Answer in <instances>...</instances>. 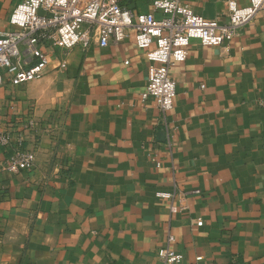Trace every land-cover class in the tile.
<instances>
[{"label":"crops","instance_id":"obj_1","mask_svg":"<svg viewBox=\"0 0 264 264\" xmlns=\"http://www.w3.org/2000/svg\"><path fill=\"white\" fill-rule=\"evenodd\" d=\"M21 1L0 0V36ZM226 1L189 4L226 23ZM47 51L43 79L0 87V130L17 141L19 118L39 122L33 168L7 171L14 145L0 147V264H163L169 236L184 263L264 264L263 14L191 45L167 114L141 98L150 62L133 39Z\"/></svg>","mask_w":264,"mask_h":264},{"label":"built area","instance_id":"obj_2","mask_svg":"<svg viewBox=\"0 0 264 264\" xmlns=\"http://www.w3.org/2000/svg\"><path fill=\"white\" fill-rule=\"evenodd\" d=\"M129 1L133 0H22L10 16L12 29L0 36V87L5 82L18 87L43 79L50 63L49 45L71 50L97 43L107 48L133 39L137 49L147 52L150 62L148 84L141 98H153L160 111L167 114L177 97L171 70L186 62L191 45L196 42L203 47H218L229 43L244 26L264 15V0H251L247 7L227 0L226 23L195 14L190 0H150L152 10L148 12L129 7ZM14 126L17 141L12 131L0 130V147L14 145L6 170L18 173L35 164L36 154L24 142L27 134L39 128V122L29 113ZM158 196L172 199L167 193ZM171 210L175 212V207ZM174 242V236H169L166 247L160 250L163 264L202 261L198 258L195 263H184V257L171 247Z\"/></svg>","mask_w":264,"mask_h":264},{"label":"rangeland","instance_id":"obj_3","mask_svg":"<svg viewBox=\"0 0 264 264\" xmlns=\"http://www.w3.org/2000/svg\"><path fill=\"white\" fill-rule=\"evenodd\" d=\"M129 7L134 8L137 11L148 12L151 8L150 0H133L128 2Z\"/></svg>","mask_w":264,"mask_h":264}]
</instances>
